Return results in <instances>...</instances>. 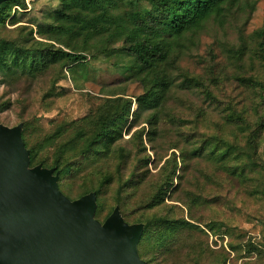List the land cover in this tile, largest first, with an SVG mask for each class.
<instances>
[{"label":"trees","instance_id":"trees-1","mask_svg":"<svg viewBox=\"0 0 264 264\" xmlns=\"http://www.w3.org/2000/svg\"><path fill=\"white\" fill-rule=\"evenodd\" d=\"M19 8L27 9L26 0H4L0 4V74L4 82L25 78L32 83L59 64V71L54 70L53 89L46 93L48 97L53 94L55 85L66 77L65 69L72 74L78 68L85 70L89 66V58L97 59L106 53H117L112 46L117 40H123L131 60L121 73L124 77L128 74L125 79L137 81L142 86V92L137 95H128L124 87L108 89L107 92L102 90L104 96L92 113L60 123L56 130L42 136H36L32 131L37 116L24 120L21 136L29 150V166L53 169V175H58L59 189L71 200L94 192L95 217L98 220L103 222L118 207L127 223H142L143 230L137 247L146 264H163L169 254L175 255L184 249V242L189 249L187 254L196 252L198 247L194 246L192 239L187 242L189 233L194 234L198 229L203 233L205 231L197 225L193 216L146 215L144 212L138 215L136 211L163 204L169 184H173V176H183L185 173L184 170L177 174L179 164L185 168L189 162L188 154L182 153L179 160L176 151H173L162 165V184L147 197L137 198L139 181L135 178L143 179L146 171L142 168H147L148 161L133 157V151H127L118 141L122 124L128 120L134 103L138 105L132 114L134 119L139 120L144 113L151 111L147 122L154 131L168 100L166 93L171 88L172 71L180 67L177 62L178 43L185 40L188 32L202 29L209 19L223 23L227 16H233L241 8V0H59L57 9L36 30L20 26L13 29V33L5 24L8 19L11 24L19 21L16 17ZM258 34L260 41L255 53L264 61V30ZM246 46V41H240L235 51L237 60H243ZM240 80L261 90V110L264 105V80L253 77H242ZM183 81L194 85L195 79L183 75ZM232 109L228 113L229 122L238 114L236 109ZM200 114L198 112L195 119L191 117L189 120L193 122L186 127L192 134L186 138L190 142L191 155L214 158L235 178H242L243 172L248 169L251 171L261 167L258 140L264 130V119L250 124L238 115L242 118L240 121L244 123L246 133L244 142L239 143L231 138L216 140L198 134L205 128L198 123ZM172 145L179 149L177 144ZM133 160L137 163L129 174ZM231 162L235 163L234 167L228 166ZM237 166L242 167L240 173ZM263 169L264 166L261 171ZM258 180L264 184L260 173ZM76 182L78 189L75 190L73 184ZM110 188L113 192L112 203L105 199ZM134 198L139 203L136 208H133ZM199 199L198 195L190 197L194 203ZM132 213L138 216L135 220L131 219ZM206 226L214 229L211 224ZM229 246L235 250L241 247V243H230ZM220 252L219 256L223 258L226 256L224 254H228L225 250ZM205 260L200 261L195 257L191 263L211 264Z\"/></svg>","mask_w":264,"mask_h":264},{"label":"rangeland","instance_id":"rangeland-1","mask_svg":"<svg viewBox=\"0 0 264 264\" xmlns=\"http://www.w3.org/2000/svg\"><path fill=\"white\" fill-rule=\"evenodd\" d=\"M26 2L27 9H17V23L11 24L10 19L7 20L5 26L8 30L20 26L36 30L59 6V0ZM262 30L264 0H241V8L233 16H227L223 23L209 19L202 29L188 32L185 40L177 45L180 67L172 71L171 88L166 93L168 100L154 131L147 122L151 111L144 113L139 120L134 119L132 114L138 107L135 103L128 120L122 124L118 143L127 151H133V157L148 161V169L142 168L146 171L143 179L135 178L139 181L137 198L147 197L162 184V165L173 151H176L179 160L182 153L190 158L186 169L179 164L177 174L184 170L185 173L183 176H173V184H169L162 205L141 211L136 209L138 215L144 212L146 215L193 216L197 225L205 231L203 233L198 229L194 234L189 233L187 242L192 239L194 246L198 247L196 252L187 254L189 249L184 242V249L175 255L169 254L163 264H190L195 257L200 261L206 259L211 264H264V184L257 181L259 173L264 178V169L261 171L264 166V130L258 140L260 170L248 169L243 172L242 178H235L214 158L191 155L190 142L186 141L192 135L186 129L193 122L189 119H195L198 112L201 113L198 123L205 127L198 134L216 140L231 138L239 143H243L246 137L244 123L240 121L242 118L250 124L264 119V105L260 110L261 90L240 80L242 77L264 80V61L255 53L260 41L258 32ZM240 41L247 42L242 61L235 58ZM112 47L117 53H106L97 59L89 58V66L85 70L78 68L72 74L65 69L66 77L55 85L53 94L48 97L46 93L53 89L54 70L59 71V64L32 83L25 78L4 82L0 74V123L12 127L37 116L32 131L34 135L42 136L56 130L60 123L92 113L108 89L124 87L128 95L141 93L140 83L125 79L128 74L124 77L121 73L131 60L125 42L117 40ZM183 75L193 77L194 85L183 81ZM102 90L104 92L101 94ZM232 108L238 114L229 122L228 113L233 111ZM172 144H177L179 149L173 148ZM223 145L220 144L221 147ZM136 163V160L130 163L129 174ZM234 165L231 162L228 166ZM236 168L240 173L242 167ZM73 187L78 189V183H74ZM192 195H198L200 199L194 203L190 200ZM105 199L112 203L111 188L105 194ZM138 204L134 198L133 208ZM137 217L132 213V220ZM208 224L213 225L214 229L210 230L206 226ZM230 243H241V247L232 250ZM222 250L228 253L224 254L225 262V257L219 256Z\"/></svg>","mask_w":264,"mask_h":264},{"label":"water","instance_id":"water-1","mask_svg":"<svg viewBox=\"0 0 264 264\" xmlns=\"http://www.w3.org/2000/svg\"><path fill=\"white\" fill-rule=\"evenodd\" d=\"M21 132L0 123V264H146L143 224L118 207L98 220L94 192L69 199L53 169L29 166Z\"/></svg>","mask_w":264,"mask_h":264}]
</instances>
